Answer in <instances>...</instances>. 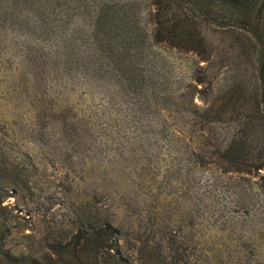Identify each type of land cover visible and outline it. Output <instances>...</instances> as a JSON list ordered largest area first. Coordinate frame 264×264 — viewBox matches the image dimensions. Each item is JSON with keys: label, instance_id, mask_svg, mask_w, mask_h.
I'll return each instance as SVG.
<instances>
[{"label": "rangeland", "instance_id": "obj_1", "mask_svg": "<svg viewBox=\"0 0 264 264\" xmlns=\"http://www.w3.org/2000/svg\"><path fill=\"white\" fill-rule=\"evenodd\" d=\"M220 1L207 6L201 20L209 40L206 58L155 45L179 84L224 77L237 68L234 61L261 56L259 47L240 42L233 20L218 10ZM150 8L144 0L148 23ZM26 33L0 29V150L9 161L27 165L32 185L18 194L2 190L0 251L44 252L48 239L71 226L73 202L91 200L123 228L126 248L135 256L146 247L161 264H264V221L252 215L264 209L263 192L255 204H243L235 191L240 175H220L178 155L187 139L164 134L162 112L153 106L121 125L131 113L130 97H118V108L101 83L57 77L37 52L43 41L36 34L29 42ZM187 168L192 184L176 173ZM250 176L246 186L256 190Z\"/></svg>", "mask_w": 264, "mask_h": 264}, {"label": "trees", "instance_id": "obj_2", "mask_svg": "<svg viewBox=\"0 0 264 264\" xmlns=\"http://www.w3.org/2000/svg\"><path fill=\"white\" fill-rule=\"evenodd\" d=\"M150 2L148 23L142 17L144 0H0V29L19 28L30 35L29 42L37 34L43 41L39 57L57 77L79 75L87 85L101 83L110 94L108 102L118 108V97H130L131 113L121 125L140 118L139 110L145 106L157 108L163 116L161 131L187 139L178 155L204 163L220 175H240L236 197L248 206L255 204L258 194L264 193V0L217 4L221 15L235 23L240 42L259 47V59L234 61L237 68L232 66L218 79L198 76L180 84L167 60L159 59L155 45L165 43L205 57L209 40L201 20L215 0ZM26 170L27 165L9 161L0 150V208L5 205L4 188L10 187L14 194L32 188ZM176 173L192 184L190 168ZM250 175L256 190L246 186L244 180ZM73 206L71 226L48 239L44 252L0 251V260L5 264H161L151 248L140 247L139 256L127 250L123 228L96 202L74 201ZM252 215L264 221L262 207Z\"/></svg>", "mask_w": 264, "mask_h": 264}]
</instances>
